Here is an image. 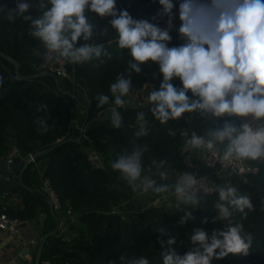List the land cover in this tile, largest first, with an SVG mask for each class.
<instances>
[{
  "label": "trees",
  "instance_id": "1",
  "mask_svg": "<svg viewBox=\"0 0 264 264\" xmlns=\"http://www.w3.org/2000/svg\"><path fill=\"white\" fill-rule=\"evenodd\" d=\"M0 4L6 11L14 6V0H0ZM116 7L127 9L134 18L155 17L153 22L158 24L165 18L156 16L157 0H117ZM29 11L33 15L40 14L35 6ZM93 17L108 25V17ZM95 42H104L108 54L71 64L76 82L80 79L89 95L88 103L82 104L76 86L66 79L35 76L39 71L32 65V55L38 50L42 52V45L31 36L28 21L21 17L9 21L0 12V160L15 146L22 157L28 153L36 154L38 162L35 168L32 164L25 166L21 173L23 186L12 187L11 182L0 179V192L6 188L20 200L19 204L4 210L10 218L28 221L39 220L43 207L40 235L52 233L40 253V260L47 261V264H123L121 256L125 259L145 256L150 264H162L160 240H166L168 235L176 236L172 247L182 254L192 246L188 234L194 228L211 231L223 226L222 221L212 219L215 215L212 205L218 199L217 193L203 195L200 205L191 210V218L181 224L183 210L165 206L164 197L160 205L141 209L135 206L133 200L139 190L133 191L126 180L119 178V172L111 168V162L123 149L131 150L133 142L147 145L142 154L144 172L155 176L153 159H165L170 181L174 180L176 173L185 171L182 159L187 151L183 150L185 137L181 131L195 129L199 134L200 129L211 121L189 114L187 119L182 116L161 124L147 110L148 132L134 137L136 112L140 110L135 107V101L146 100L151 88L159 84L157 67L146 62L140 73H129L130 56L126 49L118 48L115 39ZM180 43V37L174 35L169 41L170 45ZM14 62L19 65L18 74ZM120 74L131 75L129 95L137 97L133 98V107L125 105L118 109L123 120L121 127L116 129L112 127L106 110L111 100L98 107L96 97L99 93L110 95L109 85ZM174 83L178 85V79ZM41 105L46 107L41 108ZM77 105L83 106L84 112L75 123ZM145 106L148 109V102ZM38 118L47 119L49 128L46 132L39 130ZM221 119L218 118V123ZM83 123L85 136L79 142L67 141L78 137V127ZM169 128L176 134L171 135ZM90 151L99 155L101 167H94L87 161ZM23 164L20 161L16 171L7 174H15L17 180ZM38 169H42L56 194L58 209L50 211ZM225 180H230L242 194L248 195L253 204L252 210H245L248 212L246 217H241L239 212L233 214V220H240L252 234L253 243L247 254L229 253L221 258L214 257L211 264H264V163L257 173L249 174L245 179L229 171L215 178L213 183L222 184ZM114 206L120 211L111 213ZM68 213L74 221L67 222L65 227L62 225L65 228L62 232L60 229L54 231L59 217ZM71 234H74L72 239L64 238Z\"/></svg>",
  "mask_w": 264,
  "mask_h": 264
},
{
  "label": "clouds",
  "instance_id": "2",
  "mask_svg": "<svg viewBox=\"0 0 264 264\" xmlns=\"http://www.w3.org/2000/svg\"><path fill=\"white\" fill-rule=\"evenodd\" d=\"M116 3L117 0H14V6L6 11L0 4V12L9 21L21 17L29 22L31 36L42 45L38 55L68 64L108 54L104 42L92 40L95 26L90 20L93 15L108 17L106 23L115 30L116 46L126 49L130 56L127 71L140 73L146 62L157 67L159 84L146 97L153 119L163 124L192 114L214 125L204 135L195 129H183V150L201 148L223 162L264 159V0H157L156 16L167 17L164 27L153 22L155 17L134 18L127 9H118ZM33 6L40 10L39 15L29 11ZM174 6L176 13L172 11ZM176 15V31L182 43L170 45ZM177 79L178 85L174 83ZM131 87V75L120 74L109 85L110 95L99 93L96 97L98 107L111 100L113 128L122 125L118 109L130 103ZM216 118L222 119L217 123ZM135 121L134 137L146 135L149 122L143 108L136 112ZM37 123L41 132L48 130L46 118H38ZM169 133L176 134L172 128ZM146 148L133 142L131 150L123 149L117 154L111 168L118 170L133 191L171 193L174 208L184 212L181 224L191 218V210L200 205L203 193L214 190L218 199L212 205V219L223 222L222 227L211 231L194 228L188 234L192 246L182 254L172 247L175 235L160 240L162 264H211L214 257L247 254L253 236L244 231L240 220H233V214L248 215L245 210L253 209L249 196L230 180L208 186L201 183L203 177L190 171H182L170 181L165 159H153L156 175H150L142 164ZM120 259L123 264H150L145 256Z\"/></svg>",
  "mask_w": 264,
  "mask_h": 264
},
{
  "label": "built area",
  "instance_id": "3",
  "mask_svg": "<svg viewBox=\"0 0 264 264\" xmlns=\"http://www.w3.org/2000/svg\"><path fill=\"white\" fill-rule=\"evenodd\" d=\"M172 11L173 13H176L177 8L174 6ZM166 20H167V17H165L163 22L160 24L161 27L166 26V23H165ZM173 25L174 26L170 30V32H172L174 36H179V34L176 31V28L179 25L178 15L173 17ZM36 70L39 72L47 71L59 79H66L72 86H77V82L73 75V71H72L73 69L71 67V64L62 63L56 60H49V59H46L43 55H39V60L36 65ZM135 97L137 96L133 94L132 101H133V98L135 99ZM145 105L146 104H144V102L141 100L135 101V107L138 109L146 107ZM106 110L110 117V111H111L110 107H108ZM252 123H255V122L252 121ZM78 129L80 131L79 127ZM82 133H83L82 136H85L84 128L82 129ZM186 151L187 152L182 159V164L185 168V171H190V172H193L198 177H203L204 179L201 181V183L208 185V186H211L213 184V180L215 178H220L229 171L241 177L242 179H245L247 175L257 173L259 170V166L264 163V159H258L255 161L244 160V161L223 162L219 160L218 157L214 155L211 151H206L201 148H189ZM192 152H194L198 156H191ZM14 156L19 157L20 159L19 162L21 161V162H26L27 164H32L34 168L38 167V162L36 161L35 154L28 153L26 156L22 157L20 156L19 151L17 150L15 146H12L7 152V154L5 155V157L2 159L5 160L7 163H9L11 162L12 157ZM87 161L94 167L102 166L100 157L95 151L88 152ZM202 169L204 170V172H201ZM178 174L179 173H176V176ZM38 175L42 182L43 190L47 195L48 202L51 203L53 210L58 209L59 203H58L57 196L54 193V191L50 188L47 179L43 176L42 169H38ZM15 177H16L15 174H12V175H8V174L1 175L0 174V179L4 180L6 183H10L16 180ZM212 193H214V190L206 191L203 193V195H209ZM137 194L146 197V203H148L149 206L156 205V204L160 205L161 198L165 196L167 197L172 196V199L174 198V196L171 195V193L157 195L151 192H148V193L138 192ZM17 198L18 197L15 194H12L6 188H4L0 192V230H3L9 234H17L21 228V224L27 222V221L19 220L17 218H10L9 216H7L4 210L5 207L14 205L13 201L16 200ZM122 206L124 207V204H122ZM145 207L147 206L145 205ZM119 211L120 209L117 206H114L111 209V213H117ZM58 229H60V232H62L65 228L62 227V225L58 224ZM41 237L42 236L40 235L39 239L32 238L27 241V244L35 246L36 251H37L38 244H39ZM73 237H74V234H71V235L65 236L64 238L66 240H69V239H72ZM47 263H48L47 261L40 260V259L38 262V264H47Z\"/></svg>",
  "mask_w": 264,
  "mask_h": 264
},
{
  "label": "crops",
  "instance_id": "4",
  "mask_svg": "<svg viewBox=\"0 0 264 264\" xmlns=\"http://www.w3.org/2000/svg\"><path fill=\"white\" fill-rule=\"evenodd\" d=\"M38 60L39 55L37 54V52H34L32 55V65L34 67H36ZM77 80V95L81 98L82 104H87L89 101V95L86 87L80 79ZM83 112V106L80 105L79 107H76V117L74 118L75 123L82 116ZM191 154V156H198L194 152H192ZM7 172L9 171L6 168L0 169L1 175H7ZM136 201L140 202L142 204V207H145L144 203H146V197L137 195L136 200H133V202ZM19 202L20 200L19 198H17L13 201V204H19ZM171 207L174 208L175 203H171ZM40 209L41 216L39 217V220H28L27 222H25V226L21 227L17 234H9L3 230H0V264H30L33 262L36 248L35 246L28 245L27 241L32 238L39 239L41 229L40 221L44 216L43 207H41ZM59 218V224L63 226L67 222L74 221V218L70 213H68L67 215H61Z\"/></svg>",
  "mask_w": 264,
  "mask_h": 264
},
{
  "label": "water",
  "instance_id": "5",
  "mask_svg": "<svg viewBox=\"0 0 264 264\" xmlns=\"http://www.w3.org/2000/svg\"><path fill=\"white\" fill-rule=\"evenodd\" d=\"M85 15H87V9H85ZM91 20V23L94 24V34H93V37H92V40L95 41V40H99V41H112L114 40V35H115V30L114 29H111L110 25H104L102 24L97 18L95 17H91L90 18ZM170 35L173 36V33L170 32ZM78 43H80V41H78ZM15 63V73L18 74V63L14 62ZM42 75H51L53 77H55L53 74L47 72V71H40L38 72L35 76H42ZM127 107H133V101H132V98L130 97V103L126 105ZM144 111H147L148 109L147 108H143ZM216 121L218 123V118H216ZM214 125L210 122L209 124H207L206 126L202 127L199 131V134L200 135H204L206 133V131L213 127ZM84 128V123L81 125L80 127V133L78 135V137L76 139H73V138H68L66 139L67 141H72V142H79V140L81 139L82 137V129ZM36 155V154H35ZM19 157L17 156H14L12 157V160L11 162L7 163L5 160L1 159L0 160V166H2L3 168H6L9 172H15L16 171V168H17V165L19 163ZM27 165L26 162H24L22 168L19 170V173H18V177H17V180H14L11 182V186L12 187H18V186H23L22 185V182H21V173L22 171L24 170L25 166ZM119 178H120V175H118ZM49 204V209L50 211H53V207L51 205L50 202H48ZM65 209L68 210L70 212V210L68 209L67 206H65ZM58 224H59V220L57 221V225H56V228L54 231H56L58 229ZM25 226V223H22L21 224V227ZM244 231L247 232L246 228H244ZM52 233H47V234H44L42 235V237L40 238V241H39V244H38V248H37V251L35 253V256H34V259H33V264H38L39 262V259H40V253H41V250L43 248V245L45 243V240L46 238Z\"/></svg>",
  "mask_w": 264,
  "mask_h": 264
},
{
  "label": "rangeland",
  "instance_id": "6",
  "mask_svg": "<svg viewBox=\"0 0 264 264\" xmlns=\"http://www.w3.org/2000/svg\"><path fill=\"white\" fill-rule=\"evenodd\" d=\"M143 102H144V104H146L147 101L144 100ZM77 106L79 107L80 105H77ZM169 199H171V200H169ZM167 200L170 201L171 203H174V200L172 199V196H168L167 198L164 197L165 206H168V208H172V207H171V203L168 202ZM166 201H167V202H166ZM134 203H135V204H134L135 206L138 205V207L141 209L142 204H141L140 202L136 201V202H134ZM144 204H145L146 206H149L148 203H144ZM156 205H159V204H156ZM156 205H155V206H156Z\"/></svg>",
  "mask_w": 264,
  "mask_h": 264
}]
</instances>
